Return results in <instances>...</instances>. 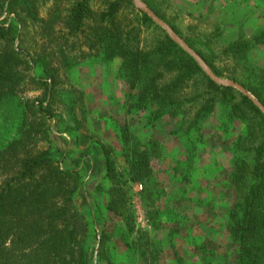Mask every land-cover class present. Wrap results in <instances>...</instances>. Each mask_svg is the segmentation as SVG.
I'll list each match as a JSON object with an SVG mask.
<instances>
[{"label":"trees","instance_id":"trees-1","mask_svg":"<svg viewBox=\"0 0 264 264\" xmlns=\"http://www.w3.org/2000/svg\"><path fill=\"white\" fill-rule=\"evenodd\" d=\"M38 1L0 0V264H116L105 245L107 237L101 232L93 243L91 223L76 205L81 189L78 172L62 168L55 156L57 150L51 148L49 99L60 86L61 65L65 71L86 57L104 63L118 61L129 90L123 96L127 118L118 126L121 171L116 168L114 148L101 145L104 180L111 185L101 209L119 217L132 232L124 184L143 186L152 178L151 158L158 157L152 153L156 141L140 140L128 119L144 113L149 128L168 121L174 140L185 139L189 151L197 150L204 122L220 108L229 123L240 121L243 127L234 137L232 163L224 176L233 195L223 213V228L226 226L235 244L232 262L227 264H264V114L252 99L212 81L190 54L134 7L132 0H102L99 9L93 8V0H65L66 5L52 0L47 20L39 16ZM141 1L215 76L238 83L264 107V66L248 61L250 51L264 46V29L248 36L238 32L233 38L223 37L219 27L208 36L195 31L184 34L152 0ZM125 9L131 18L121 13ZM27 21L39 24L44 36L55 34L59 26L56 41L62 61L59 67L51 62L56 52H47L48 45L36 53L32 63L40 72L35 82L42 98L21 103L17 90L25 77L19 69L25 59L18 36ZM148 27L151 37L144 36ZM220 36L225 41L221 47L213 43ZM80 96L82 99L79 92ZM42 142L48 146H39ZM178 224L169 228L168 238L175 235ZM190 227L185 224L180 229L182 235H189ZM188 238L182 240L194 243L198 253V237ZM121 242L126 251L135 249L143 264H160V251ZM172 255L177 264L184 263L176 252Z\"/></svg>","mask_w":264,"mask_h":264},{"label":"rangeland","instance_id":"rangeland-1","mask_svg":"<svg viewBox=\"0 0 264 264\" xmlns=\"http://www.w3.org/2000/svg\"><path fill=\"white\" fill-rule=\"evenodd\" d=\"M139 1L148 8L145 3ZM152 1L160 13L174 21L184 34L193 35L191 32L195 31L208 36L216 32V27L221 29L219 17L213 14L202 16L203 13L197 11L196 4L195 7H189L188 0ZM60 3L66 5L65 0H60ZM52 4V0H39V16L47 20L48 9ZM101 4L102 0H93L94 9H99ZM133 5L138 9L134 3ZM121 13L127 15V19L131 18L126 9ZM58 28L59 26L55 27V34L44 36L40 34L39 24L33 25L27 21L22 25L18 37L21 54L25 60L19 69L25 77L17 90L21 103L42 98V90L35 82L40 72L32 63L36 53H40L42 47L48 45L47 52H56V55L51 56V62L59 67V62L62 61L58 55L56 41ZM220 31L223 32L222 29ZM151 32V27L146 28L144 36H153ZM222 36L226 37L223 33ZM222 36L214 39L216 46L225 44ZM177 38L181 39L179 36ZM17 42L18 40H15V44ZM79 43H82L81 39ZM81 45L82 50L86 51L83 43ZM248 59L252 64L263 67L264 46L250 51ZM78 61V66L75 65L77 67L65 71L61 65L58 77L60 86L49 99L53 117L48 118V124L51 131V148L57 150L55 156L61 167L75 170L79 174L81 189L76 195V205L91 223L92 235L95 236L93 243L98 241L102 232L108 239L105 245L116 264H143L135 249L126 251L121 241H132L148 246L149 251H160V264H177L173 252L183 260V264L232 262L235 244L229 239L226 226L225 230L223 228L226 225L223 213L233 194L224 176L232 163L234 137L243 128L240 121L229 123L223 110L219 108L204 122L197 150L187 151L188 144H185V139L174 140L173 127L168 121H160L153 128H149L145 127L147 115L144 113L128 119L132 133L140 140L145 142L151 138L156 141L152 153L158 156L150 159L152 178L143 186L128 182L124 184L126 207L132 214L131 224L134 226L133 231L128 232L119 217L101 209V205L106 202L105 197H109L108 189L111 186L104 180L105 162L101 145H111L114 148L116 168L121 171L124 164L121 161L118 126L127 118L123 96L129 90L118 61L104 63L91 57ZM226 62L229 64V60ZM217 78L232 81L226 77ZM226 86L238 90L232 85ZM79 92L82 99L81 96L78 97ZM246 92L250 99L257 101ZM39 146L47 147L48 144L42 142ZM118 162L121 163L120 166ZM177 222L179 224L175 235L168 238L169 228L176 227ZM185 224L191 226L189 235H182L183 232L180 231ZM180 235L183 239L198 237L195 238L199 240L198 253L194 252V243L183 241Z\"/></svg>","mask_w":264,"mask_h":264},{"label":"crops","instance_id":"crops-1","mask_svg":"<svg viewBox=\"0 0 264 264\" xmlns=\"http://www.w3.org/2000/svg\"><path fill=\"white\" fill-rule=\"evenodd\" d=\"M188 3L189 7L196 4L202 16L219 17L222 33L228 38L236 37L238 32L248 36L264 29V0H188Z\"/></svg>","mask_w":264,"mask_h":264},{"label":"water","instance_id":"water-1","mask_svg":"<svg viewBox=\"0 0 264 264\" xmlns=\"http://www.w3.org/2000/svg\"><path fill=\"white\" fill-rule=\"evenodd\" d=\"M133 3L135 4V6L140 11L144 12L147 16H149L155 24L160 26L167 33V35L169 36L170 39L177 42L188 54H190L196 60V62L201 67V69L204 71V73L212 81H214L215 83H217L219 85H232V86L236 87L244 95L249 96V94L237 83H234L233 81H229V80H223L222 81L219 78H217L212 73V71L208 68V66L201 60V58L193 50H191L190 47L187 44H185L181 39H178L177 36L171 30V28L166 23L161 21L150 9L146 8L144 4H142L139 0H133ZM252 100H253V103L257 107H259L261 109V111L264 113V108L257 101H255L254 99H252Z\"/></svg>","mask_w":264,"mask_h":264}]
</instances>
